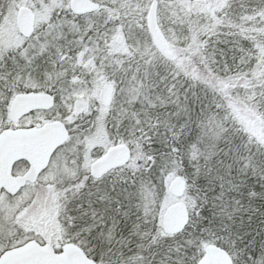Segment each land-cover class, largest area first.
<instances>
[{
  "label": "snow or ice",
  "instance_id": "1",
  "mask_svg": "<svg viewBox=\"0 0 264 264\" xmlns=\"http://www.w3.org/2000/svg\"><path fill=\"white\" fill-rule=\"evenodd\" d=\"M112 6L125 14L112 23L139 24L146 41L145 47L131 53L129 63L136 71H126L122 83L127 80L141 92L146 90L163 105H146V111L138 113V126L144 128L150 119L159 121L146 128L148 140L159 145L163 128V143L176 153L189 149V158L195 161L183 172L184 221L174 229L162 221L157 224L165 189L162 176L153 188L160 176L154 165L137 170L120 192L113 189L118 203L127 201L126 216L134 212L137 221L151 225L139 232L141 243L131 256L124 245L106 242L105 232L94 222L95 213L89 216L99 192L92 177L83 186L77 177L78 191L69 194L66 207L71 226L66 224L65 239L56 246L32 227L35 205L28 207L32 200L22 202L20 191L0 187V264H70L68 243L84 251L88 257L84 264H209V245L226 257L223 264H264V75L253 70L252 47L258 43L264 53V0H217L222 11L207 23L192 14L185 0H115ZM154 17L177 57L196 59L212 74L190 77L188 63L178 65L157 53L145 24ZM250 26L259 27L260 34L253 36ZM260 59L258 67L264 68V56ZM23 71L0 53V89L5 93L10 94L4 86ZM43 195L37 190V203ZM153 197L155 209L149 203ZM134 226L141 229L139 222Z\"/></svg>",
  "mask_w": 264,
  "mask_h": 264
},
{
  "label": "rangeland",
  "instance_id": "2",
  "mask_svg": "<svg viewBox=\"0 0 264 264\" xmlns=\"http://www.w3.org/2000/svg\"><path fill=\"white\" fill-rule=\"evenodd\" d=\"M6 1L2 3L0 10V53L8 55L10 58L14 55L12 59L18 66L24 68V71L17 75L14 81L5 85L10 94L3 90L0 91V133L5 130V127L16 129L28 124L27 115L22 117L20 121L12 123L8 117V105L13 94L19 92V88L37 91L35 87L41 84L52 87L54 92L46 89L38 91L50 92L55 99L54 105L46 111L49 118L41 122L58 119L68 132L65 140L54 150L47 166L18 190L22 202L31 199L32 203L28 207L32 208L35 205V213L31 219L35 232L43 236L51 245L56 246L65 239L62 234L63 228L56 213L57 204L54 194L56 185L62 188L73 178L89 175V167L95 160L96 153L101 154L114 144L109 138V133L105 131L104 125L112 104L122 105L123 102L131 101L132 97L134 99L141 91L138 87H132L127 80L122 84L126 71L135 73L136 68L134 66H127L121 73L122 79L114 80L112 76L101 70V65L95 61L93 53L86 51L84 47L76 50L71 56L58 58L63 61L62 65H67L68 68L56 69L52 57L47 64L42 63L41 65L43 58L35 61V57L50 43L52 44L53 37L60 35L59 27L62 22H56V20H58V14L62 8L68 9L69 0ZM21 7L29 8L33 15V31L29 36H24L18 29L17 13ZM53 10L56 14L55 18H52ZM105 13L112 14L108 4H105ZM156 21L161 30L158 18ZM145 24L147 26L146 21ZM135 25L141 32L140 35L143 36V28L139 24ZM117 34L122 36L120 43L115 41ZM129 35H134V33L129 32V28L124 25L119 26L109 38L101 41L100 47L104 55L108 54L122 61V63L126 60H132L131 53L135 51V47L132 45L133 38ZM146 35L147 39L151 41V45L154 46L148 28ZM145 46L146 41L144 39ZM154 48L157 53L165 58L175 55L171 45H169L170 54L168 56L155 46ZM45 69L50 73L42 79ZM128 80H131V77ZM105 84L112 85L111 99L108 104H103L100 100V92ZM68 92H73V96H68ZM84 118H91V123L88 129L79 131L77 129L78 122ZM40 124L35 127L40 126ZM116 143L120 142L116 141ZM15 165L13 172L21 173L25 170V167ZM37 190L44 193L38 203L35 196ZM175 202L185 203V195L180 197L170 195L168 204Z\"/></svg>",
  "mask_w": 264,
  "mask_h": 264
},
{
  "label": "trees",
  "instance_id": "3",
  "mask_svg": "<svg viewBox=\"0 0 264 264\" xmlns=\"http://www.w3.org/2000/svg\"><path fill=\"white\" fill-rule=\"evenodd\" d=\"M6 0H0V10L2 8V3ZM99 4V8L91 13L86 14H74L66 8H62L61 12L58 14L59 18L57 21H61L60 24V35L58 37H53L54 41L50 43L41 53L35 57V61L40 59L41 65L49 63V59L52 57L55 68L64 69L68 68L67 65H62L63 61H60L58 58L60 56H71L76 50L81 47H84L86 51L93 53L95 61L101 65V70L105 71L108 75L112 76L114 80L122 79L121 73L124 71L127 66H134V63H129L131 60L122 61L105 54L100 47V43L103 39H107L111 34L117 30L120 23H112V21H117L120 19V13L112 5L115 3V0H95ZM7 2V1H6ZM185 3L190 4L189 10L192 14L197 17H203L204 22L207 23L209 18L214 17L216 13L221 12L222 10L216 7L217 0H185ZM105 4L109 5V8L112 10V14L105 13ZM53 17H56L55 11L53 10ZM161 27V26H160ZM129 28V32L134 33V35H129L133 38V43L135 51H140L144 47V37L137 35L136 33H141L135 24ZM161 31L169 45L172 47V52H174L173 57H166L169 61L182 64L188 63V68L186 69L190 73V77H201L206 76L211 73V70L208 66L203 63L197 62L196 59L192 61H184L182 58L177 57L176 52L173 48V45L169 42L165 30L161 28ZM249 31L253 36H258L260 34L259 27H249ZM126 32V31H125ZM179 38V37H178ZM252 47L256 50L253 59H255V64H253V70L256 71L257 76L264 75V68L258 67L261 64L260 57L264 56V53L261 52V46L258 43H254ZM16 55V54H15ZM14 55H12L13 57ZM11 57V58H12ZM126 65V66H123ZM50 72L45 69V73L42 75L48 76ZM45 77V78H46ZM45 82V81H44ZM42 83V82H41ZM123 84V83H122ZM5 87V86H4ZM19 91H27L29 88H19ZM46 89L47 91L54 92L52 87L41 84L38 87H35V90ZM2 89H0L1 91ZM71 91V90H68ZM68 96H73V92H68ZM112 104V108L107 115V118L104 122L105 131L109 133V138L112 140V143L120 142L125 143L130 148V160L123 166L114 168L98 178L92 177L94 182H98V197L96 199V206L93 209L89 210V216L91 217L93 213L94 222L99 224L101 229L105 232V241L112 243L114 246L119 247L124 245L127 249H131L128 252V255L131 256L136 251L137 244L141 243V238L139 232L144 228H149L150 223L145 225L142 221H137L135 218V213L131 212L130 215H125V210L127 206V201L120 199L118 203L117 196L113 192L115 188L116 192H120L121 186L127 180L128 183H131L130 176L134 174L137 170L142 168L145 164L148 167L157 168L160 173V176L157 177V184L153 185L155 189L160 183V177H163V186L165 189V197L159 201V212L157 215V224H160V217L163 209L168 205V200L170 194L168 192V181L173 175H180L184 178L183 172L185 166H191L195 163L189 158L190 150L182 149L181 153H176L175 150L171 147L170 144L165 145L163 143L164 135L163 128H161V134L159 140L161 143L154 146L148 138L145 136V130L148 126H156L160 122L155 119H150L147 121L144 128L139 127L140 120L138 118V113L146 111V105L148 107H163L162 103L156 98L151 96L146 90L141 92L138 96L132 97L131 101L123 102L121 104ZM29 122L25 127H35L42 120L48 119L46 111L34 110L27 114ZM91 123V118L80 119L78 122L77 129L79 131H84L88 129ZM10 127H5L7 129ZM70 132V131H69ZM113 145V144H112ZM100 153H96V157L100 156ZM156 156V159L153 160V156ZM183 160V163L181 162ZM18 166L26 167V161H18L16 163ZM165 167L168 171L165 173ZM147 170V169H145ZM90 175L81 176L79 181V186H83L84 180H87ZM77 177L71 179L67 185L60 188L56 185L54 194L56 195V204H57V215L59 223L63 228V237L65 238L67 233V227L71 226V220L68 217L66 207L71 201L70 193L78 191V185L75 183ZM96 191V189H93ZM187 194V189L185 192V197ZM152 209H155L157 206V201L153 197L149 200ZM79 207V205H77ZM131 211V210H129ZM141 216L143 212L141 210ZM107 221V223H105ZM141 223V229L135 228V223ZM111 232V239H108V233Z\"/></svg>",
  "mask_w": 264,
  "mask_h": 264
},
{
  "label": "water",
  "instance_id": "4",
  "mask_svg": "<svg viewBox=\"0 0 264 264\" xmlns=\"http://www.w3.org/2000/svg\"><path fill=\"white\" fill-rule=\"evenodd\" d=\"M68 7L75 14H83L95 11L98 3L93 0H69ZM147 22V21H146ZM18 29L24 36L31 34L33 29V15L29 8L21 7L17 13ZM147 28L155 47L165 55L170 54L169 46L157 25L154 17ZM115 41L120 43L122 36L116 35ZM112 86L105 84L100 92V100L103 104L110 102ZM54 102L53 95L43 91H23L13 95L9 106L8 116L11 122H17L23 115L33 110H48ZM66 130L62 122L53 119L43 123L38 128H19L5 130L0 133V187L14 191L20 188L26 180L33 178L47 164L55 147L65 138ZM130 158V149L127 145L119 143L109 147L101 156L96 158L89 168L92 177H99L107 171L120 167ZM26 160L29 164L22 175L10 176L12 165L19 160ZM184 179L173 176L168 183V191L171 195L179 197L185 192ZM187 214L185 204L175 202L169 204L162 212V222L174 229L178 227ZM66 258L70 264H84L88 257L77 245H66ZM206 258L209 264H223L226 257L214 245L208 246Z\"/></svg>",
  "mask_w": 264,
  "mask_h": 264
},
{
  "label": "flooded vegetation",
  "instance_id": "5",
  "mask_svg": "<svg viewBox=\"0 0 264 264\" xmlns=\"http://www.w3.org/2000/svg\"><path fill=\"white\" fill-rule=\"evenodd\" d=\"M24 172V171H23ZM23 172H19V173H16V172H13V170L11 171V175H16V174H22ZM9 191V190H8ZM10 192H12V191H10Z\"/></svg>",
  "mask_w": 264,
  "mask_h": 264
}]
</instances>
